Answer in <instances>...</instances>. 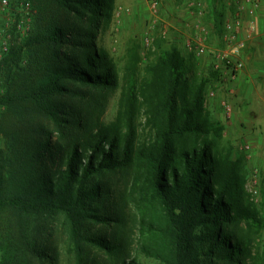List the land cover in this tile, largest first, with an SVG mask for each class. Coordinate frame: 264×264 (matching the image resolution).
Instances as JSON below:
<instances>
[{
	"label": "trees",
	"instance_id": "trees-1",
	"mask_svg": "<svg viewBox=\"0 0 264 264\" xmlns=\"http://www.w3.org/2000/svg\"><path fill=\"white\" fill-rule=\"evenodd\" d=\"M28 1L33 32L0 61V264H264V205L181 53L141 69L138 45L118 69L97 43L114 0Z\"/></svg>",
	"mask_w": 264,
	"mask_h": 264
},
{
	"label": "rangeland",
	"instance_id": "rangeland-1",
	"mask_svg": "<svg viewBox=\"0 0 264 264\" xmlns=\"http://www.w3.org/2000/svg\"><path fill=\"white\" fill-rule=\"evenodd\" d=\"M222 2L223 0H218L216 6ZM27 4H30V8ZM114 5L111 20L104 22L99 32L98 46L110 54L118 69L124 67L129 50L138 45L142 58L141 69L157 57L158 47L163 50L176 48L186 61V78L189 87L198 86L202 82L206 84L205 113L214 121L216 128H222V137L216 142L218 150L221 153L233 151L232 157L239 162L245 179L247 200L257 206L264 205V148H253L243 141L242 133L234 134L231 129L230 123L234 110L229 117L221 98L217 97L222 93L224 85L215 77L212 56L210 54L198 56L187 49L189 40L204 35L203 28L209 32L206 37L211 49L224 46L222 32L215 29V18L210 13V0H163L155 15L151 10L150 0H114ZM36 15L37 10L28 0H8L7 6L0 0V61L13 47L22 44L33 32ZM207 56H210L212 60H206ZM3 92L4 80L3 75L0 74V94ZM211 93L216 94L214 98L210 97ZM118 98V92L110 94L105 115L106 122L114 119ZM2 143L3 138L0 135V150ZM247 145L250 147L249 151L244 149ZM256 170L261 172L262 179L259 195L253 198L249 190L253 173ZM261 215L264 217V210ZM258 243L264 250V231ZM91 256L99 258L96 251H92ZM144 261L146 264H160L149 259ZM219 264H224V262L221 261Z\"/></svg>",
	"mask_w": 264,
	"mask_h": 264
},
{
	"label": "crops",
	"instance_id": "crops-1",
	"mask_svg": "<svg viewBox=\"0 0 264 264\" xmlns=\"http://www.w3.org/2000/svg\"><path fill=\"white\" fill-rule=\"evenodd\" d=\"M223 5L226 15L236 14L241 7L237 0H223ZM242 7L243 25L239 35L247 40L244 68L237 73L234 82L224 85L217 97L221 98L222 103L228 101L233 107L230 124L234 134L242 133L243 141L253 148H264V0L256 10L257 24L250 34L246 33V28L254 7L249 3ZM206 60L211 61L212 58L207 56Z\"/></svg>",
	"mask_w": 264,
	"mask_h": 264
},
{
	"label": "built area",
	"instance_id": "built-area-1",
	"mask_svg": "<svg viewBox=\"0 0 264 264\" xmlns=\"http://www.w3.org/2000/svg\"><path fill=\"white\" fill-rule=\"evenodd\" d=\"M163 0H150L151 10L155 15L158 13ZM4 5H8V0H2ZM241 7L237 10L236 14L228 15L224 22V35L223 42L224 46L219 49H211L207 43L208 31L203 28L202 33L205 35L196 37L187 42V49L191 53H195L198 56H205L210 54L213 58V69L217 74L219 82L223 85H228L229 83L236 80V75L239 71L244 68L243 56L247 49V40L240 38L239 30L243 25V4L249 3L254 7V10L250 13V21L246 28V33L250 34L256 28V10L259 9L261 5V0H238ZM30 8V4H27ZM205 32V33H204ZM215 93H211L210 97H215ZM227 115L230 117L233 112V107L227 103L223 102ZM245 151H249L250 147L247 145L244 147ZM261 187V172L256 170L253 173L251 179V185L249 193L253 198L258 197L259 189Z\"/></svg>",
	"mask_w": 264,
	"mask_h": 264
}]
</instances>
